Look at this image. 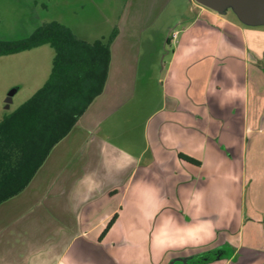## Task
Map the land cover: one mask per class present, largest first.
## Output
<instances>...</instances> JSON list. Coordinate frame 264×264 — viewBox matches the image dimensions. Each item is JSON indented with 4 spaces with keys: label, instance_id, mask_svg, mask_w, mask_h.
Instances as JSON below:
<instances>
[{
    "label": "crops",
    "instance_id": "obj_1",
    "mask_svg": "<svg viewBox=\"0 0 264 264\" xmlns=\"http://www.w3.org/2000/svg\"><path fill=\"white\" fill-rule=\"evenodd\" d=\"M128 3L92 25L51 20L85 42L115 30L108 77L26 187L0 203V264H119L110 229L96 238L90 225L128 215L183 243L137 264L211 251L220 256L203 264H263L264 27L197 5L158 33L151 9L170 0L145 1L137 15Z\"/></svg>",
    "mask_w": 264,
    "mask_h": 264
},
{
    "label": "trees",
    "instance_id": "obj_2",
    "mask_svg": "<svg viewBox=\"0 0 264 264\" xmlns=\"http://www.w3.org/2000/svg\"><path fill=\"white\" fill-rule=\"evenodd\" d=\"M115 35L114 30L106 42H85L60 22L51 21L35 27L28 38L0 40V57L40 46L54 52L50 74L42 87L0 121V203L26 187L49 151L102 94L111 60L109 45ZM179 157L199 165L185 155ZM115 219L105 226L101 237Z\"/></svg>",
    "mask_w": 264,
    "mask_h": 264
},
{
    "label": "rangeland",
    "instance_id": "obj_3",
    "mask_svg": "<svg viewBox=\"0 0 264 264\" xmlns=\"http://www.w3.org/2000/svg\"><path fill=\"white\" fill-rule=\"evenodd\" d=\"M145 1L151 0H0V40L17 41L28 38L35 27L55 19H60L62 24H66L69 18H73L75 26L92 25L98 16L101 18L102 15L104 17L118 15L123 9L120 7L126 2H129L126 8L130 15L141 14ZM151 5L153 8L154 4ZM197 5L199 4L193 0H170L169 5L161 11L151 9L154 21L157 23L153 26L154 32H166L167 26L175 25L179 19L193 16ZM228 14L229 18L234 19L232 11L228 10ZM53 55L54 52L50 47L43 46L24 54L0 57V121L4 116L13 113L42 87L50 74ZM13 89H16V92L6 108L7 95ZM137 103H134L135 106H138ZM220 179L226 185L227 191L230 188L228 185L236 180L235 176L233 178L228 172L220 176ZM128 218L131 221L129 224L120 223L111 226L105 240L106 249L109 251L113 249L110 245L118 246L115 254L119 255V264L144 263L145 258H148L149 249L158 252V249L165 250L167 246L170 247L175 243H178L177 246L183 245L180 241L177 242V236H167L168 229L166 230L164 226L147 227L137 222L140 220L139 216L128 215ZM106 225L108 222L105 225L91 224L92 227L96 226L93 236L96 238L100 236ZM174 231L178 234L177 230ZM141 245L145 251L140 248ZM174 246L177 248L176 245ZM213 253L214 251L205 254L209 256ZM208 264L219 263L213 261Z\"/></svg>",
    "mask_w": 264,
    "mask_h": 264
},
{
    "label": "water",
    "instance_id": "obj_4",
    "mask_svg": "<svg viewBox=\"0 0 264 264\" xmlns=\"http://www.w3.org/2000/svg\"><path fill=\"white\" fill-rule=\"evenodd\" d=\"M192 1V0H190ZM197 4L206 7L208 10L224 13L227 10L247 26H264V0H193ZM16 89H13L7 95L6 108L10 103L12 95ZM203 260H191V258L183 259L175 258L168 264H197L202 263Z\"/></svg>",
    "mask_w": 264,
    "mask_h": 264
},
{
    "label": "flooded vegetation",
    "instance_id": "obj_5",
    "mask_svg": "<svg viewBox=\"0 0 264 264\" xmlns=\"http://www.w3.org/2000/svg\"><path fill=\"white\" fill-rule=\"evenodd\" d=\"M218 256H220V253H219V251H216L209 256L206 255L204 257H201L202 258L201 260L206 261V263H207L208 261L213 260L214 258H216ZM203 261H202V263H203ZM197 264H201V263H197Z\"/></svg>",
    "mask_w": 264,
    "mask_h": 264
},
{
    "label": "built area",
    "instance_id": "obj_6",
    "mask_svg": "<svg viewBox=\"0 0 264 264\" xmlns=\"http://www.w3.org/2000/svg\"><path fill=\"white\" fill-rule=\"evenodd\" d=\"M175 36H176V34L173 35V37H175Z\"/></svg>",
    "mask_w": 264,
    "mask_h": 264
}]
</instances>
